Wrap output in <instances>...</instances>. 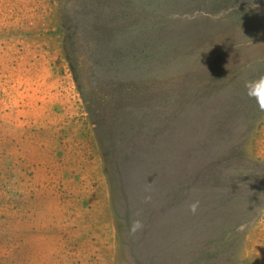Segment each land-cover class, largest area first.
<instances>
[{"label":"rangeland","instance_id":"obj_1","mask_svg":"<svg viewBox=\"0 0 264 264\" xmlns=\"http://www.w3.org/2000/svg\"><path fill=\"white\" fill-rule=\"evenodd\" d=\"M261 75L264 0H0V264H264Z\"/></svg>","mask_w":264,"mask_h":264},{"label":"trees","instance_id":"obj_2","mask_svg":"<svg viewBox=\"0 0 264 264\" xmlns=\"http://www.w3.org/2000/svg\"><path fill=\"white\" fill-rule=\"evenodd\" d=\"M147 112L150 114V116L148 117V121L146 122V125L148 127H152L153 130L150 131L149 134H146V135L147 136H153L151 138V140H153V141H154V137H156L157 135L160 134L161 136L157 139V143H159V146L153 145L154 148L145 149L146 152H144V153H145V155L147 154V155H151L152 156V152H154L155 148L159 149V153H158L159 159H163L168 164V168L167 169H169V168L172 169L173 168L174 171H175V174L178 175V180H177V182H175V184H177L176 185L177 188H176V190L174 189L173 191L175 192L176 195H179L180 193L183 192L184 185H185L184 184L185 182L182 181V179L186 181V177H185V171H184L185 169H183V168L180 169L179 168V167H183V166H181L178 163V162H183L182 158H180L178 156H175V154L172 153L170 151V149H169L171 147L173 152L175 150L174 149V147H175V139L174 138L175 137H174L173 129H172V126H171V124H172L171 112L169 111V113H168L167 110H166V114L167 113L169 114V115H166L168 118H163L162 119V118L159 117V120H160L159 127H157V125H156L157 117H156L155 113L152 111V109L147 108ZM145 113H146V111L144 112V114ZM151 123H154V126L149 125ZM147 126H145V128H144L145 133L147 132V129H148ZM187 136H189V135H187ZM173 143H174V145H173ZM167 144L170 145V147H166ZM182 145H183V147L187 148V143H185V141H182ZM166 148L170 152L169 155L167 153L168 151H167ZM155 156H156V153L154 152V157ZM174 158H177V165H176V163L174 161ZM158 160H157V162L152 163L153 167H151V170L154 171L156 166H157L156 170H158V168H159V166L157 165L158 164ZM148 184L152 188H155L154 179L149 180ZM147 193L149 194V192H147ZM149 196H150V194H149Z\"/></svg>","mask_w":264,"mask_h":264},{"label":"clouds","instance_id":"obj_3","mask_svg":"<svg viewBox=\"0 0 264 264\" xmlns=\"http://www.w3.org/2000/svg\"><path fill=\"white\" fill-rule=\"evenodd\" d=\"M244 87L246 96L255 101L258 111L264 112V75L246 81ZM198 207L199 201H194L189 205V211L195 214ZM136 227H142L139 221L136 222Z\"/></svg>","mask_w":264,"mask_h":264}]
</instances>
